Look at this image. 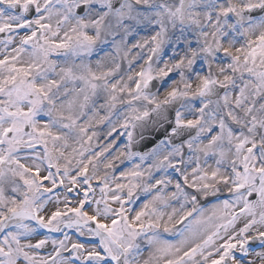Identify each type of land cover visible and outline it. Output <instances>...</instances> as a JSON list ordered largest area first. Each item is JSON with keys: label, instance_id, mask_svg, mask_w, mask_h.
<instances>
[{"label": "snow or ice", "instance_id": "snow-or-ice-1", "mask_svg": "<svg viewBox=\"0 0 264 264\" xmlns=\"http://www.w3.org/2000/svg\"><path fill=\"white\" fill-rule=\"evenodd\" d=\"M261 101L264 0H0V264H264Z\"/></svg>", "mask_w": 264, "mask_h": 264}, {"label": "clouds", "instance_id": "clouds-1", "mask_svg": "<svg viewBox=\"0 0 264 264\" xmlns=\"http://www.w3.org/2000/svg\"><path fill=\"white\" fill-rule=\"evenodd\" d=\"M233 2H235V0H233ZM176 31L179 32V31H181V29L177 28ZM116 32H117V35L115 36V40L120 41L123 37V29H116ZM194 38L195 37H191L189 39H194ZM102 39H106L109 42V47L105 48L103 44H100L97 48L96 53L90 59L93 62V64H95V61L100 60L106 66H112L113 54L111 52V42L113 41L114 38H113V36L108 35L106 38L102 37ZM172 39H173L174 43L181 42V41H176L175 38H172ZM129 47H130V45H129ZM147 51H148L147 49L134 51L129 56V60H132L133 58L138 57V53L147 52ZM160 55H163V53H161ZM86 59H88V58H86ZM121 63H122V67H126V65H123L122 61H121ZM168 63H171L168 60V57H165L164 60H160L159 56L153 57L152 67H153L154 72L158 71L160 67H163L165 64H168ZM194 67L198 71L200 69L201 65L197 64V65H194ZM204 67L206 68V71H210L212 74L216 75L217 77L220 76V73L218 71L219 65L215 61H213L211 58L208 59V63ZM179 71L183 73V77H184L183 80H181V77L178 75L173 80H170L168 82V84L165 85L164 88L161 89L159 86L163 83V80L157 79V87L154 88L152 91L154 94H156L157 99H163L165 92L169 88L176 87V88H179L181 91H184L185 85L191 84L192 87L187 89V91L189 93V97L186 99H182L180 101V104L191 105L193 100L198 99L194 95L195 85L198 81L197 72L193 71V68H190V67H184V68L180 69ZM189 76H191V79H189ZM261 102L264 103V101H261ZM240 111H243V109H241ZM100 134H101V136H103L104 130H101ZM101 142H103V141H101ZM221 187L223 188L224 186H221ZM221 194H223V193H221ZM256 264H260V262L257 261Z\"/></svg>", "mask_w": 264, "mask_h": 264}]
</instances>
